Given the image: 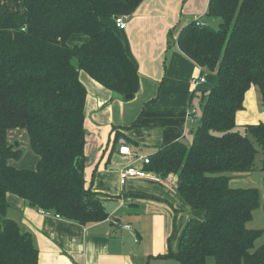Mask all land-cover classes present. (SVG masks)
Masks as SVG:
<instances>
[{
	"label": "trees",
	"instance_id": "trees-1",
	"mask_svg": "<svg viewBox=\"0 0 264 264\" xmlns=\"http://www.w3.org/2000/svg\"><path fill=\"white\" fill-rule=\"evenodd\" d=\"M141 1L0 0V264L38 261L30 232L6 215L7 193L82 225L108 217L107 197L84 177L87 90L79 74L121 96L136 93V65L106 18L129 16ZM205 15L217 18V27L191 19L175 42L198 66L214 71L216 82L198 90L201 112L189 144L161 146L143 169L175 174L181 197L203 212L186 222L177 251L165 257L179 264H207L209 258L264 264V243L255 246L262 230L248 227L259 191L230 185L232 175L253 169L258 146L264 188V122L236 124L252 85L264 101V0H209ZM74 34L87 39L70 45ZM16 128L27 133L35 168L11 163L21 156L8 139Z\"/></svg>",
	"mask_w": 264,
	"mask_h": 264
},
{
	"label": "crops",
	"instance_id": "crops-1",
	"mask_svg": "<svg viewBox=\"0 0 264 264\" xmlns=\"http://www.w3.org/2000/svg\"><path fill=\"white\" fill-rule=\"evenodd\" d=\"M208 1L142 0L128 16L125 29L112 26L138 71L139 87L131 99L111 91L107 95L106 88L80 71L100 93L93 105L86 96L84 125L92 147L84 177L92 191L107 197L108 217L82 225L53 213L42 214L21 197L7 193L6 215L30 232L38 249L37 264H175L165 255L176 251L181 234L177 218L181 208L188 207L177 189V176L148 172L120 183L118 172L132 158L119 154L118 147L126 144L136 155L149 156L172 141H185L189 133L192 138L199 117L191 102L207 83V70L180 51L175 37L189 20L208 18ZM76 35L83 36L69 42ZM86 39L84 34H74L68 43ZM197 75L205 81L191 86L190 79ZM256 91L251 86L246 92L244 109L236 114L238 126L264 122ZM11 135L8 131V139ZM133 165L143 167L141 160ZM201 216H189L184 225Z\"/></svg>",
	"mask_w": 264,
	"mask_h": 264
},
{
	"label": "rangeland",
	"instance_id": "rangeland-1",
	"mask_svg": "<svg viewBox=\"0 0 264 264\" xmlns=\"http://www.w3.org/2000/svg\"><path fill=\"white\" fill-rule=\"evenodd\" d=\"M205 22L209 23L213 27H217V25H218V19L217 18H209V19L206 18ZM107 23H108V25L114 26L113 20H108ZM81 36H83V35L73 36L69 42H72V41H74V38L76 39V38L81 37ZM205 72H206V77L208 78V81L206 84L202 85L200 87V89H206V91H207L210 89V87H212L215 84V78H214L215 72L214 71H211V72L205 71ZM81 73L82 72H80V79H81L82 83L84 84V86L86 87V90L88 92V95H87L88 99L87 100L90 104L93 105L94 102L97 101V94H100V93L96 89V87L94 85L95 83H93L91 78L88 75L81 74ZM84 75L86 76V78L84 77ZM197 76H194V77H197ZM194 77H192V78H194ZM88 78H90V80ZM191 79H190V84L192 86ZM200 89L198 88V90H200ZM198 90L197 91L195 90L196 94L193 96V99L191 102V107L193 106V108L196 110V115L199 117L200 112H201V110H200L201 108H200V96H199L200 92ZM109 91L110 90L106 91L107 95H109L107 93ZM256 94L258 95V91H256ZM93 97H95V99ZM257 99H258V102L260 103L259 111H264V108H262V105L264 106V101H262L259 98V95L257 96ZM126 127H128V126H126ZM84 130H85L84 154H85V157H87V154L89 153V151L92 147V142L90 140H89V142H87L88 136L86 135L85 125H84ZM9 131L11 132V134L13 133V135H11V138L9 139L10 142H13L14 145L16 142V145L18 144V149L21 150L20 158L17 160H11L12 165H14L15 167H18V168H31V169L35 168L36 163H37V156L30 149L28 136H27L26 131L24 129H19V128L10 129ZM190 140H191V133H189L185 137V141L184 140L183 141L186 144H189ZM257 150H258V152H257L255 160H254L253 169L250 172H247V173H244L241 175H236V176L232 175V177L230 179V185L232 187H244V188L245 187H255L259 191V205L253 211L252 221L248 224V227H250V228L262 230V234L255 241V246H258L259 244L264 243V212H263V208H262L263 203H264V188H263V182H262V175L263 174H262V171L260 170V159H261L262 154H261V150L258 146H257ZM189 216H201V213L199 210L194 209V208L190 207L189 205H188V207H182L181 211L179 212L178 218H177L178 223L181 224V228H180L181 233H182L181 230H183V228H184L183 225H184L185 221L189 218ZM180 232H179V234H180ZM179 238H180V236H179ZM178 243H179V240L177 242L176 251L178 249ZM175 264H179V262L176 260ZM207 264H215V263H214L212 258H209L207 260Z\"/></svg>",
	"mask_w": 264,
	"mask_h": 264
},
{
	"label": "built area",
	"instance_id": "built-area-1",
	"mask_svg": "<svg viewBox=\"0 0 264 264\" xmlns=\"http://www.w3.org/2000/svg\"><path fill=\"white\" fill-rule=\"evenodd\" d=\"M127 19H128V15L114 16L113 21H114L115 27L120 30L125 29ZM204 81H205V77L203 75H199L191 79V83L194 87H196L197 85L201 84ZM118 152L121 155L130 156L132 158V162L129 163L127 166L121 168L118 172L120 183H123L129 177H144L148 174V172L145 171L143 167H136L133 164L135 161L141 160V163L143 166L144 164H147L149 162V156L136 155L126 144L119 145ZM39 211L42 214H51L49 211H46L44 209H39Z\"/></svg>",
	"mask_w": 264,
	"mask_h": 264
},
{
	"label": "water",
	"instance_id": "water-1",
	"mask_svg": "<svg viewBox=\"0 0 264 264\" xmlns=\"http://www.w3.org/2000/svg\"><path fill=\"white\" fill-rule=\"evenodd\" d=\"M132 97H133V94H126L123 96L125 100L131 99ZM15 145H16V142H15Z\"/></svg>",
	"mask_w": 264,
	"mask_h": 264
}]
</instances>
